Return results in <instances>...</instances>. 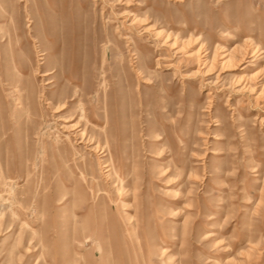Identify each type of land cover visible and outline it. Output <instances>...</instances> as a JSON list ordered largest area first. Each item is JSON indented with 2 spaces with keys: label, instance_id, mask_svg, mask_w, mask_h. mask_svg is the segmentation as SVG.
I'll list each match as a JSON object with an SVG mask.
<instances>
[{
  "label": "rangeland",
  "instance_id": "374dc122",
  "mask_svg": "<svg viewBox=\"0 0 264 264\" xmlns=\"http://www.w3.org/2000/svg\"><path fill=\"white\" fill-rule=\"evenodd\" d=\"M0 264H264V0H0Z\"/></svg>",
  "mask_w": 264,
  "mask_h": 264
},
{
  "label": "bare ground",
  "instance_id": "6f19581e",
  "mask_svg": "<svg viewBox=\"0 0 264 264\" xmlns=\"http://www.w3.org/2000/svg\"><path fill=\"white\" fill-rule=\"evenodd\" d=\"M193 37H192V39H193ZM195 40H197V39L195 38ZM175 43H177V42H175ZM210 50H212V52ZM254 51L259 52L260 49L255 47ZM204 52H205V54H203ZM247 54H248V51L246 49H244V50L243 49H237V51L235 53H230V49H226L225 45L207 46V45L203 44L198 49L197 53H193V54H191V56H193L192 58L194 60H197L199 62V64H200L199 68H200L201 72H205L207 74H212V73L216 72V69H218V67H220V66L223 69L222 71L230 70L231 68H236L238 65L242 64V62L245 60ZM103 72H104V70H102V73ZM81 111H82L81 118L83 119V118H85L84 117V114H85L84 105L81 106ZM84 135L85 134H83V136ZM107 166H110V164ZM118 177H119V175H118ZM123 188H124V186H122L121 189H123ZM218 250L219 249H217L215 252H217Z\"/></svg>",
  "mask_w": 264,
  "mask_h": 264
}]
</instances>
